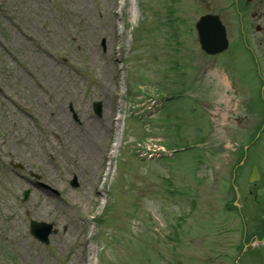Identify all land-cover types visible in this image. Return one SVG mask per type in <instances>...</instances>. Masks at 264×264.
I'll return each mask as SVG.
<instances>
[{
    "label": "rangeland",
    "instance_id": "rangeland-1",
    "mask_svg": "<svg viewBox=\"0 0 264 264\" xmlns=\"http://www.w3.org/2000/svg\"><path fill=\"white\" fill-rule=\"evenodd\" d=\"M206 13L222 54L201 49ZM263 90L264 0H0V264H264V129L236 165Z\"/></svg>",
    "mask_w": 264,
    "mask_h": 264
},
{
    "label": "water",
    "instance_id": "water-1",
    "mask_svg": "<svg viewBox=\"0 0 264 264\" xmlns=\"http://www.w3.org/2000/svg\"><path fill=\"white\" fill-rule=\"evenodd\" d=\"M196 28L202 48L206 52L210 54H217L228 48L226 28L222 24L217 14H207L202 16L196 23ZM95 105L96 111L101 113V103L98 102ZM259 178L260 173L257 169V165L253 164L250 181H254ZM256 200L259 203L264 202V185L257 189ZM51 226L52 225L39 224L35 221H32V231L36 234V236L44 241H48V235L51 232Z\"/></svg>",
    "mask_w": 264,
    "mask_h": 264
},
{
    "label": "bare ground",
    "instance_id": "bare-ground-1",
    "mask_svg": "<svg viewBox=\"0 0 264 264\" xmlns=\"http://www.w3.org/2000/svg\"><path fill=\"white\" fill-rule=\"evenodd\" d=\"M101 125L97 126L94 125L90 128H88V133L86 134V139L88 140V146L90 149V159L93 163V168H95V161L98 159L100 153H99V145L102 142L103 138V131H102Z\"/></svg>",
    "mask_w": 264,
    "mask_h": 264
},
{
    "label": "flooded vegetation",
    "instance_id": "flooded-vegetation-1",
    "mask_svg": "<svg viewBox=\"0 0 264 264\" xmlns=\"http://www.w3.org/2000/svg\"><path fill=\"white\" fill-rule=\"evenodd\" d=\"M250 230V229H249ZM260 232H262V226H260V224H257L254 228H253V235L254 234H259Z\"/></svg>",
    "mask_w": 264,
    "mask_h": 264
}]
</instances>
